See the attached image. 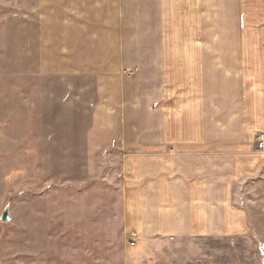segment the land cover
<instances>
[{
  "label": "crops",
  "instance_id": "1",
  "mask_svg": "<svg viewBox=\"0 0 264 264\" xmlns=\"http://www.w3.org/2000/svg\"><path fill=\"white\" fill-rule=\"evenodd\" d=\"M44 6L28 16L42 76ZM58 45L65 68L105 84L92 145L112 149L124 171V219L90 221V236L118 228L121 262L151 264L162 242L264 227V0H58ZM106 254L86 256L113 264Z\"/></svg>",
  "mask_w": 264,
  "mask_h": 264
},
{
  "label": "rangeland",
  "instance_id": "2",
  "mask_svg": "<svg viewBox=\"0 0 264 264\" xmlns=\"http://www.w3.org/2000/svg\"><path fill=\"white\" fill-rule=\"evenodd\" d=\"M42 5L49 16L44 76L37 57L41 37L28 17L40 18ZM60 52L58 0H0V218L7 206L12 217L0 220V264H40L47 251L50 264H96L86 255L107 251L117 256L113 264H123L116 253L123 246L120 229L109 238L89 234L90 221L124 219L123 166L106 157L109 149L92 145L102 136L91 130L105 84L65 68ZM159 246L151 264H264V227L238 239ZM80 254L86 259H77Z\"/></svg>",
  "mask_w": 264,
  "mask_h": 264
},
{
  "label": "built area",
  "instance_id": "3",
  "mask_svg": "<svg viewBox=\"0 0 264 264\" xmlns=\"http://www.w3.org/2000/svg\"><path fill=\"white\" fill-rule=\"evenodd\" d=\"M128 75L133 76L135 74V71L130 70V71H126ZM257 146H258V151L264 153V134H260L257 137ZM134 243H131V246L134 247Z\"/></svg>",
  "mask_w": 264,
  "mask_h": 264
},
{
  "label": "water",
  "instance_id": "4",
  "mask_svg": "<svg viewBox=\"0 0 264 264\" xmlns=\"http://www.w3.org/2000/svg\"><path fill=\"white\" fill-rule=\"evenodd\" d=\"M11 219H12V217H11V213H10V206H7L4 209L0 220L2 223H9V222H11Z\"/></svg>",
  "mask_w": 264,
  "mask_h": 264
}]
</instances>
